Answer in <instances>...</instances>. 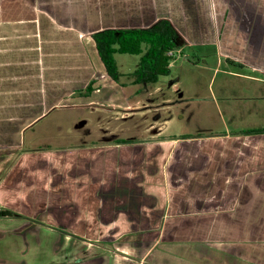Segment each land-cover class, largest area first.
<instances>
[{
  "label": "crops",
  "instance_id": "1",
  "mask_svg": "<svg viewBox=\"0 0 264 264\" xmlns=\"http://www.w3.org/2000/svg\"><path fill=\"white\" fill-rule=\"evenodd\" d=\"M159 19L177 30L180 55L214 46L230 79L259 83L223 80L216 87L230 99L223 108L232 125L251 115L261 124L251 125L250 116L246 129L258 131L204 128L203 106L181 112L185 91L173 100L163 87L168 75L134 84L135 70L128 83L121 73L117 80L107 74L92 33ZM128 84L134 92H126ZM81 108L85 123L92 113L153 115L135 127L139 137L114 136L134 127L103 129L99 122L96 139L80 136L84 142L75 144L89 132L76 128L80 115L70 120ZM64 121L75 127H59ZM180 121L198 127L165 134ZM263 129L264 0H0V156L16 157L9 172L24 174L21 207L1 206L36 221L0 218L26 227L24 251H13L19 264H264ZM56 133L74 144L53 145ZM86 237L112 245L79 259Z\"/></svg>",
  "mask_w": 264,
  "mask_h": 264
},
{
  "label": "rangeland",
  "instance_id": "2",
  "mask_svg": "<svg viewBox=\"0 0 264 264\" xmlns=\"http://www.w3.org/2000/svg\"><path fill=\"white\" fill-rule=\"evenodd\" d=\"M82 36V34H80ZM192 48H186L185 53L183 55H180L178 57V61L173 62V67L170 69V73L168 74L166 78V83L163 84V87L166 89L168 95L173 99L176 100L180 97V93L182 91H185V97H186V105H182V110L181 112H184L185 114L189 112H194L196 113L198 107L202 105V114L199 116L200 122L202 125H204V128L209 127L212 131H221L223 127L227 125L228 129L230 127L232 129L235 128H242L244 129L243 131L247 130L249 124L251 123L249 118L252 117V124L251 125H260L261 121L258 117L254 116H248L244 117L242 113H244L245 109L239 110L235 109L236 112H238L237 115L241 114L242 116L240 117L243 119V125L242 126H233L232 122H230V117L225 114V109L223 108V101H229L230 99H227L223 95L217 93L216 87L217 83L219 81H230L234 85H251L253 84L258 85L259 83L251 81L249 79H239L238 77H231L223 73V71L229 69L230 66L228 63H226V60L224 57H222L219 53L217 54L215 51L214 46H202V47H196L195 51L192 52ZM188 55V56H187ZM217 55V56H216ZM139 56L136 54H126V53H116L115 58H116V63L118 67L119 73H121V82H130L131 79L130 76L126 75L131 73L132 71L136 70L138 67V62H139ZM199 59V60H197ZM218 62V63H217ZM194 64H199V66H194ZM236 70H239V68H236ZM136 77V76H135ZM135 79V78H134ZM178 82V88L179 91H170V84L172 82ZM138 84V83H134ZM143 84V83H142ZM142 86V85H141ZM128 87L126 89V92H131L135 90L136 86L128 84ZM195 87V89H194ZM140 97L144 96V92L139 94ZM225 99H222V98ZM218 101V102H217ZM248 103H253V102H248ZM216 104H220L219 108L216 107ZM247 104V103H246ZM208 108V109H206ZM179 109L176 107L173 109V113L177 112ZM146 109H142L138 111V115L130 116L127 117L126 119H120V120H114L115 117L111 115L110 112H106V115H96V114H91L89 115V121L85 123V118L83 117V114H85L87 111L85 109L82 110H77L76 114L74 113V116L70 119L72 120L75 117H80L76 120V128L77 129H82V127L88 129V134L84 132H80L79 136L76 135V140L75 144L83 143L85 137L88 136V139H96L95 131L97 129V123H102V128H109V127H115L118 126L119 124H122L121 130H124L125 128H132V131L129 132L128 134H125L126 132H117L114 136H126L130 135L131 137H139L141 135V130L140 129H135L136 126H142L145 127L147 126L149 121H152V115L150 112L145 114L144 112ZM205 111L211 112V116L213 117H208L205 115ZM172 112L167 110V114H171ZM144 113V114H143ZM220 113H223L224 117L220 118ZM88 114V112L86 113ZM219 116V117H218ZM208 117V118H207ZM63 120V119H62ZM65 120V119H64ZM85 123V124H84ZM184 123V124H181ZM225 123H227L225 125ZM111 124V125H110ZM43 127H46L45 124H41ZM41 125H37L34 127L35 131H40ZM57 125H52L51 127H54ZM59 127H63L64 129L68 127L74 128L75 126L68 121H64V123L60 124ZM198 126L196 124L192 123H186L185 121L182 122L180 121V124L177 126H171L167 125L165 129V134H174V133H194ZM251 127V126H249ZM34 130H31L27 133V136L31 134ZM198 131V129H197ZM124 133V134H123ZM206 133V132H205ZM103 133H98V135H102ZM179 135V134H177ZM81 136V137H80ZM81 138L82 140H78ZM57 140H59L60 144L63 145H72L74 144L73 141L74 139L69 136V138L60 139V134H55V138L52 140L53 145H58ZM87 140V141H89ZM64 142V143H61ZM42 143V142H41ZM12 157H2L0 156V206L1 205H13L15 208H20V199L21 196H23V180L22 177L24 174H21L19 172L17 173H12L9 172L10 167L12 164H14V159L16 157H13V159L10 161ZM5 160H8L7 163H5ZM5 163V165H4ZM22 179V180H21ZM5 183H8L10 186L8 188H4L6 185ZM25 191H29L25 189ZM24 198V197H22ZM23 223H20V221H0V264H19L18 260L16 257L18 255L14 253L13 251H18L19 253L21 251H24L25 247L23 245L24 242H26L25 237L22 238L20 234H24L25 232V226L22 225ZM34 227H31L29 231H33ZM27 235V234H26ZM29 238L31 239L29 243H33L32 241L36 240L37 237L35 235H28ZM87 241L84 243V250L83 248H80L79 250V259L85 258L88 256H95L98 254V252L101 251L102 246H107L111 247L112 245V240L107 241L106 244L105 242L96 238V237H86L85 238ZM103 239V238H102ZM104 240V239H103ZM104 242V243H103ZM7 244V245H6ZM75 244H77L75 242ZM29 248V247H28ZM89 253L87 252L88 249ZM21 254V253H20Z\"/></svg>",
  "mask_w": 264,
  "mask_h": 264
},
{
  "label": "trees",
  "instance_id": "3",
  "mask_svg": "<svg viewBox=\"0 0 264 264\" xmlns=\"http://www.w3.org/2000/svg\"><path fill=\"white\" fill-rule=\"evenodd\" d=\"M91 36L100 60L113 80H117L119 76L114 59L115 53L140 55L138 67L134 72L135 83L156 82L160 75H168L172 58L167 56L166 52L177 50L179 47L178 32L168 19H159L151 26L144 28H107L96 31ZM253 131L258 130L245 132ZM0 218L35 221L21 212L3 206H0Z\"/></svg>",
  "mask_w": 264,
  "mask_h": 264
},
{
  "label": "built area",
  "instance_id": "4",
  "mask_svg": "<svg viewBox=\"0 0 264 264\" xmlns=\"http://www.w3.org/2000/svg\"><path fill=\"white\" fill-rule=\"evenodd\" d=\"M166 55L169 56L170 58H172V60L169 63V65H172L173 62L177 61V59L179 57V51H176V50H168L166 52Z\"/></svg>",
  "mask_w": 264,
  "mask_h": 264
}]
</instances>
